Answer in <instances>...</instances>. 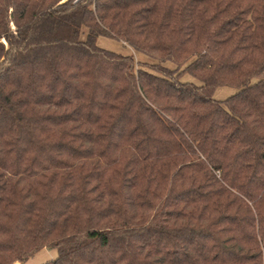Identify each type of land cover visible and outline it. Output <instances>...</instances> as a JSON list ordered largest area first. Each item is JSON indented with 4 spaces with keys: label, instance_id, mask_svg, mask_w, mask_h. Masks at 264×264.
Wrapping results in <instances>:
<instances>
[{
    "label": "trees",
    "instance_id": "trees-1",
    "mask_svg": "<svg viewBox=\"0 0 264 264\" xmlns=\"http://www.w3.org/2000/svg\"><path fill=\"white\" fill-rule=\"evenodd\" d=\"M46 248L264 264V0H0V264Z\"/></svg>",
    "mask_w": 264,
    "mask_h": 264
},
{
    "label": "rangeland",
    "instance_id": "rangeland-1",
    "mask_svg": "<svg viewBox=\"0 0 264 264\" xmlns=\"http://www.w3.org/2000/svg\"><path fill=\"white\" fill-rule=\"evenodd\" d=\"M87 31L84 29L83 34H82V39L85 38ZM97 45L101 48H104L106 50L123 54V55H133L136 60L140 61H148V62H153L152 59L143 56L142 54L136 53L134 50H132L129 46L124 45L121 41L105 37V36H100L97 39ZM171 65V64H170ZM173 67V65H172ZM185 81H191V82H196L194 78H192L189 75H186L183 77ZM236 90L228 87H221L218 88V90L215 93V98L217 100H224L227 97L235 94ZM57 259V252L54 249H43L40 252H38L32 259H30L28 262L24 264H47L49 262H53L54 260Z\"/></svg>",
    "mask_w": 264,
    "mask_h": 264
},
{
    "label": "water",
    "instance_id": "water-1",
    "mask_svg": "<svg viewBox=\"0 0 264 264\" xmlns=\"http://www.w3.org/2000/svg\"><path fill=\"white\" fill-rule=\"evenodd\" d=\"M14 264H21L20 262H15Z\"/></svg>",
    "mask_w": 264,
    "mask_h": 264
}]
</instances>
